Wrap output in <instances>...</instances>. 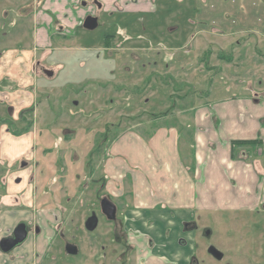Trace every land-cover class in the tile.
I'll return each mask as SVG.
<instances>
[{
	"label": "rangeland",
	"instance_id": "374dc122",
	"mask_svg": "<svg viewBox=\"0 0 264 264\" xmlns=\"http://www.w3.org/2000/svg\"><path fill=\"white\" fill-rule=\"evenodd\" d=\"M81 1L101 18L94 32L81 28ZM103 1L0 0V241L19 224L29 232L3 261L264 264L260 215L203 209L181 219L135 200L120 143L174 130V146L191 150L187 119L200 108L252 101V76L240 68L264 63V0H114L101 11ZM233 72L242 80L234 91ZM104 198L119 207L118 228L100 211Z\"/></svg>",
	"mask_w": 264,
	"mask_h": 264
},
{
	"label": "crops",
	"instance_id": "0c3cea01",
	"mask_svg": "<svg viewBox=\"0 0 264 264\" xmlns=\"http://www.w3.org/2000/svg\"><path fill=\"white\" fill-rule=\"evenodd\" d=\"M113 2L104 0L101 11L113 6ZM90 8H82L83 19ZM73 18L78 22L76 16ZM240 70L252 76L247 88L252 101L242 100L238 106L234 101L224 102L218 111L211 112L200 108L187 119L194 136L191 150L186 148L180 152L174 146L179 133L174 130L152 134L147 144L132 133L126 137L127 141H120L128 145L135 200L162 203V207H168L169 215L173 213L169 217L181 219L208 209L213 213L260 215L264 220V102L259 98L264 97V63L250 58L247 62L242 60ZM238 75L233 72L231 76L233 91L242 82L234 77ZM243 94L249 96L248 92ZM236 142L254 144L233 147ZM149 184L158 192L155 197L150 195ZM151 207L145 208L139 219L149 218ZM136 222L135 229L144 233V224L140 220ZM0 258V264H8ZM14 264L23 263L17 260Z\"/></svg>",
	"mask_w": 264,
	"mask_h": 264
},
{
	"label": "water",
	"instance_id": "95a60500",
	"mask_svg": "<svg viewBox=\"0 0 264 264\" xmlns=\"http://www.w3.org/2000/svg\"><path fill=\"white\" fill-rule=\"evenodd\" d=\"M83 27L89 31L96 30L98 28V20L97 18L89 16L86 19V22H84ZM44 73L47 76H52V71H44ZM101 208L102 212L105 214V216L109 219L112 220L115 218L117 208L113 202H111L108 198H104L101 202ZM96 224H94L92 227L89 229L92 231L96 228ZM29 232L27 229V226L25 224H19L16 229L13 232L12 237H7L3 238L0 241V251L3 254H9L13 250H15L17 247L21 246L24 244L28 238ZM65 251L67 254L71 256H76L79 253V249L76 245L74 244H66L65 245ZM216 256H219L218 253L214 252Z\"/></svg>",
	"mask_w": 264,
	"mask_h": 264
},
{
	"label": "flooded vegetation",
	"instance_id": "af4514ba",
	"mask_svg": "<svg viewBox=\"0 0 264 264\" xmlns=\"http://www.w3.org/2000/svg\"><path fill=\"white\" fill-rule=\"evenodd\" d=\"M91 3H89V2H86V1H82V2H80V5H81V7L83 8V9H88L91 5H90ZM95 4V3H94ZM101 6H103L102 5V3L100 4ZM94 6V5H93ZM100 12V11H99ZM96 13H89V14H87L85 17H84V19L81 21V22H83L82 23V26H81V28L84 30V31H86V32H94L95 30H93V31H89V30H87V29H85L84 27H83V24H84V22H86V19L89 17V16H91V17H94V18H97V20H98V27H99V22H101V18H100V16L98 15V16H96L95 15ZM54 21V20H53ZM98 29V28H97ZM96 29V30H97ZM109 199V198H108ZM101 202H102V200H101ZM101 202H100V211H101V213H102V215L109 221V222H112L113 224H114V226H115V223H116V225H117V228L119 227V220H120V218L117 216V214H118V211H119V207L117 206V205H115L116 206V208H117V211H116V215H115V218L114 219H112V220H109L106 216H105V214L102 212V208H101ZM116 204V203H115ZM92 224L94 225V224H96L97 226H96V228L94 229V230H90L91 232H93V231H95L96 229H97V227H98V222H97V219H96V216H92V217H89L88 218V220H87V223H86V226L89 228L90 226L89 225H91V227H92ZM195 224H192V223H189V224H186L185 226H184V228L186 229V230H193V229H195ZM15 230V229H14ZM14 232V231H13ZM13 232H12V235H13ZM38 232V231H37ZM138 235H140V234H143L144 236H146V234H144V233H137ZM137 234L135 233V237L137 236ZM12 235L11 236H9V237H12ZM28 237H29V235H28ZM135 237H131L133 240H135V244L137 245V239L135 238ZM27 240H28V238H27ZM23 245V244H22ZM213 254H214V252L213 251H211ZM190 264H198L197 263V261L196 260H192L191 262H190Z\"/></svg>",
	"mask_w": 264,
	"mask_h": 264
},
{
	"label": "trees",
	"instance_id": "16d2710c",
	"mask_svg": "<svg viewBox=\"0 0 264 264\" xmlns=\"http://www.w3.org/2000/svg\"><path fill=\"white\" fill-rule=\"evenodd\" d=\"M251 144H254V142H236V143H233V147L234 145L248 146Z\"/></svg>",
	"mask_w": 264,
	"mask_h": 264
}]
</instances>
